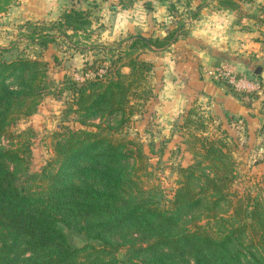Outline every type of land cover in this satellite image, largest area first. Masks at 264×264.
<instances>
[{
	"label": "trees",
	"instance_id": "trees-1",
	"mask_svg": "<svg viewBox=\"0 0 264 264\" xmlns=\"http://www.w3.org/2000/svg\"><path fill=\"white\" fill-rule=\"evenodd\" d=\"M13 2L0 0V13ZM91 18L71 7L43 28L26 23L23 35L46 47L54 32L87 31ZM183 26L104 47L112 59L103 74L96 60L84 63L79 73L92 75L69 81L66 109L83 127L60 128L52 158L25 186L14 176L25 172L30 149L10 126L36 112L48 87L45 64L23 54L5 59L0 48V264H264V201L230 191L233 161L221 137L192 134L194 161L179 169L164 203L138 185L146 170L140 145L114 137L150 97L152 65L140 52L164 48ZM70 233L83 242L73 244Z\"/></svg>",
	"mask_w": 264,
	"mask_h": 264
},
{
	"label": "rangeland",
	"instance_id": "rangeland-1",
	"mask_svg": "<svg viewBox=\"0 0 264 264\" xmlns=\"http://www.w3.org/2000/svg\"><path fill=\"white\" fill-rule=\"evenodd\" d=\"M174 11L176 14L182 12L177 9ZM47 24L40 26L43 28ZM25 28L26 24L17 26L0 17V48L5 49L2 56L10 59L23 54L44 63L48 82L46 93L36 112L10 126L12 132L21 133L30 149L25 172L14 176V182L19 186H25L28 181L27 175L40 172L46 162L52 158L56 134L63 131L61 127L71 129L83 127L76 122L75 114L66 111L70 100V92L67 90L69 81L79 83L81 80L75 79V74L79 75L80 70L77 71V67L70 66L72 56L69 49L62 44V39H67L69 42H80L84 45L83 39L71 31H66V36L54 32L55 41L46 47H41L25 40L23 35ZM85 46L89 49L88 51L83 47L89 52L86 53V57L89 60H96L94 69L103 74L109 60L112 59L104 50L105 45L87 42ZM145 54L147 50L140 52L139 58L152 65L150 97L139 103L132 117L113 132L114 137L133 141L141 147L146 170L140 173L142 177L138 185L146 188L152 198L160 203L168 200L176 188L179 169L194 161L193 154L189 150L192 134L199 133L203 129L205 135H216L227 143L233 161L230 191L238 194L244 192L258 194L264 201V118L258 119L256 128L249 129L239 117L230 115L228 111L215 112L196 102L181 111L172 110L176 98L167 95L165 70L163 74V66L147 59ZM244 76L248 84L261 83V78L257 76L252 74ZM208 78L224 86L244 104L256 102L259 108L264 107V95L259 94L257 90H249L248 87L236 88L224 79H214L209 76ZM85 128L94 130L92 126ZM2 141L6 142L3 138ZM68 236L75 245L83 242L82 236L74 233ZM117 237L121 238L120 235L115 238ZM117 257L123 259L125 250H119ZM179 263L191 264V261L185 260Z\"/></svg>",
	"mask_w": 264,
	"mask_h": 264
},
{
	"label": "crops",
	"instance_id": "crops-1",
	"mask_svg": "<svg viewBox=\"0 0 264 264\" xmlns=\"http://www.w3.org/2000/svg\"><path fill=\"white\" fill-rule=\"evenodd\" d=\"M119 1L14 0L0 17L17 26L45 24L58 20L71 7L88 10L91 24L78 33L85 44L62 39L72 56L69 64L77 71L92 61L86 57L87 42L108 47L129 35L161 36L182 20L183 33L177 31L164 48H151L145 54L163 66V74L165 70L167 95L176 98L172 110L181 111L196 102L215 112L228 111L247 128H256L258 119L264 118V107L256 102L244 104L210 80L206 70L224 65L236 75H253L254 67L264 64V0H134L125 7ZM170 5L182 12L176 14Z\"/></svg>",
	"mask_w": 264,
	"mask_h": 264
},
{
	"label": "built area",
	"instance_id": "built-area-1",
	"mask_svg": "<svg viewBox=\"0 0 264 264\" xmlns=\"http://www.w3.org/2000/svg\"><path fill=\"white\" fill-rule=\"evenodd\" d=\"M75 1V0H72ZM206 74L209 77H212L214 79H224L227 82H229L231 85L240 88L248 87L249 90H257L259 94L264 95V79H261L260 82H252L251 84L246 83L245 76L242 74L236 75L229 67H226L224 65H218L211 67L206 70ZM91 73H86L84 75L75 74L76 80H83L84 77H90Z\"/></svg>",
	"mask_w": 264,
	"mask_h": 264
},
{
	"label": "water",
	"instance_id": "water-1",
	"mask_svg": "<svg viewBox=\"0 0 264 264\" xmlns=\"http://www.w3.org/2000/svg\"><path fill=\"white\" fill-rule=\"evenodd\" d=\"M146 5L150 6L151 5L150 1L146 2ZM253 75L257 76V77H259L261 79H264V64L255 66L254 69H253Z\"/></svg>",
	"mask_w": 264,
	"mask_h": 264
}]
</instances>
